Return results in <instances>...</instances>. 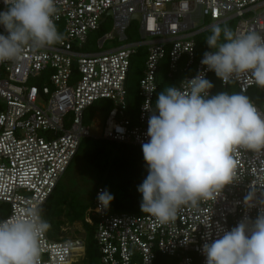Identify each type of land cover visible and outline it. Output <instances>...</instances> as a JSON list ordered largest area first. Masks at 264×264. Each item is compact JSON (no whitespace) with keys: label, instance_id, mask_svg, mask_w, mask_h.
Here are the masks:
<instances>
[{"label":"built area","instance_id":"obj_1","mask_svg":"<svg viewBox=\"0 0 264 264\" xmlns=\"http://www.w3.org/2000/svg\"><path fill=\"white\" fill-rule=\"evenodd\" d=\"M54 23L62 41L33 49L26 45L18 59L0 62V202L9 205L0 220L44 207L65 174L83 139H105L142 146L148 142L149 109H154L157 72L169 58L167 76L186 59L184 70L195 66L191 79L213 71L195 63L196 35L208 27L197 25L207 17L211 25L237 18L236 35L255 31L264 36V0H55ZM0 0V10H4ZM109 16L112 30L88 45L90 33ZM138 21L139 39L130 41L126 31ZM0 26V32H3ZM108 40L117 41L105 48ZM145 47L147 57L139 79L142 102L135 122L128 116L127 79L131 57ZM210 51V50H209ZM229 82L244 93L260 88L249 74ZM221 80L223 85H227ZM186 86V81L184 82ZM264 91V88H260ZM212 95V89L210 90ZM108 101L111 108L98 120L90 107ZM264 114V102L252 100ZM100 135L93 127H100ZM237 178L196 204L181 205L176 218L161 224L151 214L109 213L95 189L88 216L96 217L94 234L103 264H162L160 255L176 264H206L204 243H211L241 220L254 221L264 214V151L237 148ZM80 222V221H76ZM75 223V222H74ZM73 223V224H74ZM72 224V225H73ZM71 225L61 228L68 232ZM41 237L40 264H75L85 259L84 235ZM174 264V262H171Z\"/></svg>","mask_w":264,"mask_h":264},{"label":"clouds","instance_id":"obj_2","mask_svg":"<svg viewBox=\"0 0 264 264\" xmlns=\"http://www.w3.org/2000/svg\"><path fill=\"white\" fill-rule=\"evenodd\" d=\"M3 3L0 62L18 59L26 45L39 49L62 41L53 19L55 0ZM205 41L211 50L201 64L207 70L225 83L250 73L264 88V36L213 25ZM213 87L200 71L179 87L164 88L149 109L150 139L142 144L148 174L137 190L141 211L161 224L174 221L181 205L206 200L236 180L237 148L264 151V114L243 91L210 95ZM97 198L107 208L114 195L105 189ZM41 211L0 220V264H40L41 237L50 228ZM202 250L206 264H264V214L241 220Z\"/></svg>","mask_w":264,"mask_h":264},{"label":"trees","instance_id":"obj_3","mask_svg":"<svg viewBox=\"0 0 264 264\" xmlns=\"http://www.w3.org/2000/svg\"><path fill=\"white\" fill-rule=\"evenodd\" d=\"M109 23H111V19L109 16H106L100 29L97 30L99 35H102L99 31L107 28ZM229 28L233 30L232 26ZM137 29L138 21L133 20L126 31L128 40L133 41L139 39ZM88 45L91 47V36L89 37ZM209 50L211 49L208 48L202 34L197 36L195 63L201 58L204 52ZM146 57L147 51L145 47H139L138 51L131 57V67L126 88L128 102L127 113L133 122L137 119L142 102V97L139 95V79L143 73ZM185 62L186 59L183 56L179 62L178 70L169 77L167 76L169 58L166 56L161 60L157 72L158 87L153 98L154 107L157 94L160 91L170 85L177 86L186 75L194 73L195 66L188 70L183 69ZM208 79L214 85L212 95L222 91L229 93L240 91L233 82L223 85L221 79L215 75L214 71L209 74ZM245 94L257 103L264 102V91H261L260 88H253ZM99 108L103 110L104 114L111 108V104L108 101H103L102 103L92 105L89 111H87L90 113L85 121L89 122L95 110ZM85 139L90 141L89 146L84 149L83 141L81 142L80 147L66 170L67 172L72 167L69 173L71 177L75 178L76 182L72 185L64 184L62 177L42 208L41 216L50 224V228L46 231L47 234L51 238L56 239L60 235L65 236L69 234V231L62 232V227L80 221L84 230L86 244L85 264H96V261L100 259V251L94 238L97 219L96 217L87 215L89 207L93 204L96 187L101 184L114 195V199L109 205V213L127 212L144 215L147 213L141 211L140 203L142 194L138 192L137 186L146 178L148 170L147 163L143 157L142 146L133 143L117 142L103 137H88ZM78 157L79 162L77 166L73 167L72 165ZM8 210L9 205L0 202V218L5 216ZM159 260L166 264H171L172 262L170 257L165 255H160Z\"/></svg>","mask_w":264,"mask_h":264},{"label":"rangeland","instance_id":"obj_4","mask_svg":"<svg viewBox=\"0 0 264 264\" xmlns=\"http://www.w3.org/2000/svg\"><path fill=\"white\" fill-rule=\"evenodd\" d=\"M211 23L212 22L210 21V18L209 17H207L205 20L200 19V21H199V23L197 25L202 26V27H208L210 25V27H208L206 30H204V31L200 32L199 34H197L196 35V38H197V36H199V35L202 34V37L204 39H206V37L211 34V28L213 26V25H211ZM236 23H237V18L231 19V20H227V21H225V22H223V23H221L219 25L221 26V28H223L225 26H227V27L232 26V28L234 30ZM112 28H113L112 23H109L107 25V28L103 29L102 31H99V33H102V35H99L97 31L91 32L90 33V36H91V47L92 48H96L97 47V42H98L99 38H101L106 32L111 31ZM135 30H136V27H135ZM221 40H223L222 39V36H221ZM116 42L113 41V40H108L105 43V48H111L114 45H116L117 43H120V42H117V43ZM105 115H106V113H104L102 115L101 114H98L97 119L98 120L104 119ZM92 131H93V134L100 135V133H101V126L100 127H93V130ZM89 144H90V141L89 140H86V139L84 140L83 139V148L84 149H85V147H88ZM78 160H79V157L76 158L74 164L72 165L73 167L74 166H77V164L79 162ZM71 170H72V167L69 169V171H71ZM69 171H67L66 174L63 176L62 182H64V184H71L72 185L76 181H75V178L74 177H71L70 176ZM92 192H93V188H92ZM87 215H88V213H87ZM80 230H81V234H84V230L82 228V223L81 222H75L73 225L70 226L69 234L70 235H72V234H79L80 233L79 232ZM170 259H171L172 262H174V264L178 263V260L177 259H173V258H170ZM75 264H85V259H80ZM96 264H103V263L99 259V260L96 261ZM162 264H166V263L163 262Z\"/></svg>","mask_w":264,"mask_h":264},{"label":"bare ground","instance_id":"obj_5","mask_svg":"<svg viewBox=\"0 0 264 264\" xmlns=\"http://www.w3.org/2000/svg\"><path fill=\"white\" fill-rule=\"evenodd\" d=\"M84 235V234H83ZM85 246H86V244H85Z\"/></svg>","mask_w":264,"mask_h":264}]
</instances>
